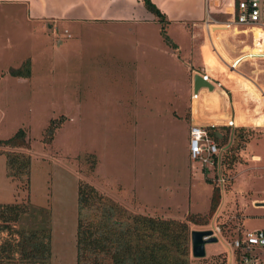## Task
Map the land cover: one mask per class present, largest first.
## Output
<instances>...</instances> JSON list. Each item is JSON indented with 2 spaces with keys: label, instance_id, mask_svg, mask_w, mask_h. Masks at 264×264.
Returning a JSON list of instances; mask_svg holds the SVG:
<instances>
[{
  "label": "rangeland",
  "instance_id": "1",
  "mask_svg": "<svg viewBox=\"0 0 264 264\" xmlns=\"http://www.w3.org/2000/svg\"><path fill=\"white\" fill-rule=\"evenodd\" d=\"M221 1L204 3L203 27L190 18L170 25L164 13L165 24L155 17L136 26L144 35L137 38L115 36L119 26L30 20L24 6L0 0V139L22 128L28 142L0 145V203L28 206L12 223L17 230L49 232V264H76L80 182L131 213L186 221L190 230L219 227L206 255L190 253L189 264H254L230 242L264 228V98L255 85L264 86V60H242L236 69L227 63L264 47L252 45L251 32L256 37L259 30L221 25L233 15ZM203 42L209 48L203 46L202 54ZM27 60L28 76L9 71ZM203 70L222 82L220 89H232L225 111L230 117L237 109L244 124L214 127L226 138L214 169L188 154L191 81ZM199 92L202 100L206 89ZM219 113L216 120L230 119ZM11 151L29 155L28 175L6 174L5 153ZM216 186L220 200L210 213ZM196 214L207 223L188 220ZM256 254L257 264H264V250ZM14 261L30 264L0 258V264Z\"/></svg>",
  "mask_w": 264,
  "mask_h": 264
},
{
  "label": "trees",
  "instance_id": "2",
  "mask_svg": "<svg viewBox=\"0 0 264 264\" xmlns=\"http://www.w3.org/2000/svg\"><path fill=\"white\" fill-rule=\"evenodd\" d=\"M141 2L157 20H162L164 24L168 22L164 12L152 0ZM166 40L176 48V44L168 38ZM26 62L25 66L10 68L9 71L16 76H28L29 60ZM208 131L218 144H224L226 138L222 134L219 136L214 127H209ZM25 136L24 129L19 128L11 137L0 139V145L27 147ZM51 138L49 135L46 140L49 142ZM5 158L6 174L9 177L28 175V154L11 151L5 153ZM233 162L231 158L230 163ZM219 200L220 189L216 186L211 195L210 213L216 210ZM27 211L28 206L23 203H0V233L6 231L10 234L9 238L7 235L4 238L1 236L0 258H13L30 264H49V232L17 230L12 224ZM188 220L207 223L205 216L197 214ZM190 231L186 221L131 213L100 193L92 184L80 182L78 185L76 264H189Z\"/></svg>",
  "mask_w": 264,
  "mask_h": 264
},
{
  "label": "crops",
  "instance_id": "3",
  "mask_svg": "<svg viewBox=\"0 0 264 264\" xmlns=\"http://www.w3.org/2000/svg\"><path fill=\"white\" fill-rule=\"evenodd\" d=\"M152 1L162 12L169 14L171 19L170 25H180L183 22L182 20L190 18L192 21L201 20L199 24L203 27L205 18V8L203 10V6L205 2L208 3L210 0ZM2 2L22 5L26 10L27 19L46 20L49 21V24L50 21L53 23H70L72 25L97 23L99 25H110L111 29L114 26H119V28L116 29L117 33L115 36H120L125 33L127 36L132 34L137 38L144 37L140 31L141 27L136 28V26L150 24L156 21L155 16L143 6L141 0H2ZM221 3L223 4L225 13L229 12L231 14L233 0H222ZM123 27L128 28L123 30ZM133 28L135 29L133 30ZM179 29L182 28L179 27ZM236 29L237 28H235V30ZM243 30L245 29H242V31ZM205 45H207L205 42L199 45L202 54L203 46ZM222 46L224 45L222 44ZM191 85L193 86V76ZM216 89L218 91H215ZM216 89H212V91L210 89L206 90L202 100H199L200 94L195 100L191 99L190 96V125L193 124L204 127H215L218 123L225 125L227 120H216L218 117V114H215L216 111L220 112V117L225 119L233 118L237 125L236 127L244 125L242 116L239 115L240 113L237 109L235 115L230 117L227 116L228 111L226 108H229L230 105L229 93L232 89L226 88L229 93L220 88ZM212 93H215V95ZM218 135L221 136V133H218Z\"/></svg>",
  "mask_w": 264,
  "mask_h": 264
},
{
  "label": "built area",
  "instance_id": "4",
  "mask_svg": "<svg viewBox=\"0 0 264 264\" xmlns=\"http://www.w3.org/2000/svg\"><path fill=\"white\" fill-rule=\"evenodd\" d=\"M232 7V18L230 17L229 20L221 23V25H225L227 29L242 27L243 29L247 30H260V34H258L256 37L254 32H251V34H253L252 45L255 47L257 43L258 46L264 47V0H233ZM206 16H208V14H206ZM206 22H208V19H206ZM206 25L207 27L209 26L208 23H206ZM242 60H264V48L257 49V51L247 50V52L245 51L243 54L234 58L230 65L228 63L227 65L230 68L236 69L235 67ZM195 74H199L204 79V81L210 83L212 89L221 88L223 85L220 80L214 79L211 74L206 72V70H203L202 72H196ZM255 85L264 98V86L259 83L257 84L256 82ZM204 88L209 90L208 87ZM199 94V90H194L191 94V99H197ZM225 125L228 127L237 126L233 118L228 119ZM208 128L209 127L193 124L189 126L188 154L191 161L199 162L204 168L209 166L214 169L220 162L223 149L210 135ZM219 180L221 183L225 182L224 178H220ZM261 204L264 205V203ZM211 230V235L218 237V234L220 233L219 227H216L215 229L212 228ZM230 247L232 248L233 252L237 251L242 254L241 259L245 263L252 262L257 264L259 258L257 257L256 251L264 250V228L246 231L241 237H236L233 239V241L230 242Z\"/></svg>",
  "mask_w": 264,
  "mask_h": 264
},
{
  "label": "water",
  "instance_id": "5",
  "mask_svg": "<svg viewBox=\"0 0 264 264\" xmlns=\"http://www.w3.org/2000/svg\"><path fill=\"white\" fill-rule=\"evenodd\" d=\"M201 87H208L210 90H212V86L210 83L204 81V79L199 74H194L193 76L194 90L197 91ZM211 234H212L211 229H192L190 231L191 255L193 257L195 258L204 257L206 255L205 245L207 243L216 242L218 240L216 236H212Z\"/></svg>",
  "mask_w": 264,
  "mask_h": 264
},
{
  "label": "bare ground",
  "instance_id": "6",
  "mask_svg": "<svg viewBox=\"0 0 264 264\" xmlns=\"http://www.w3.org/2000/svg\"><path fill=\"white\" fill-rule=\"evenodd\" d=\"M258 30V29H257ZM231 31V30H230ZM233 31V30H232ZM236 31H237V29H236ZM260 31V30H259ZM206 60V59H205Z\"/></svg>",
  "mask_w": 264,
  "mask_h": 264
}]
</instances>
